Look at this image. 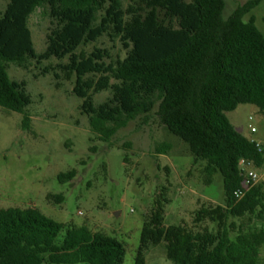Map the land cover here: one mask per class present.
<instances>
[{"label":"trees","instance_id":"obj_1","mask_svg":"<svg viewBox=\"0 0 264 264\" xmlns=\"http://www.w3.org/2000/svg\"><path fill=\"white\" fill-rule=\"evenodd\" d=\"M124 2L10 0L0 15V107L22 114L30 130L32 98L26 82L11 79L9 66L28 69L33 61L52 59H68L59 69L65 81L75 78L72 93L83 100L81 112L104 143L158 107L161 123L189 146L194 164L205 163L206 183L222 176L226 205L202 206L193 227L167 226V200L157 198L145 217L135 264H147L148 252L161 245L173 264H262L264 226L253 218L264 223L263 187L255 185L241 200L235 193L245 180L242 160L262 168L264 150L227 114L240 105L264 113V33L254 20H244L264 0H250L229 18L225 0H141L128 9ZM38 8L53 25L41 54L29 26ZM105 35L121 39L128 50L124 60L107 64L100 50L79 53ZM106 91L111 97L97 105L95 96ZM171 149L164 143L156 153ZM77 174L73 169L57 179L67 184ZM245 217L247 227L231 221ZM125 257V245L115 237L59 223L37 208H0V264H123Z\"/></svg>","mask_w":264,"mask_h":264},{"label":"rangeland","instance_id":"obj_2","mask_svg":"<svg viewBox=\"0 0 264 264\" xmlns=\"http://www.w3.org/2000/svg\"><path fill=\"white\" fill-rule=\"evenodd\" d=\"M10 0H0V15ZM141 0H125L124 8ZM189 2L192 0H188ZM250 0H225L229 18ZM254 20L264 33V3L244 18ZM36 52L44 53L47 37L53 28L45 8H38L30 18ZM102 51L107 64L124 60L128 55L120 38L105 35L86 44L80 54L90 56ZM68 59H52L42 64L33 61L28 69L9 66L12 80L26 82L32 98L27 109L31 129L23 127L24 116L0 107V208H37L55 221L86 226L120 240L126 248L123 264H135L145 221L157 198L165 197V223L194 226L195 213L202 206L226 205L223 178L206 183L205 163L194 164L189 146L172 135L157 115L158 107L147 117H140L122 129L111 143L100 141L92 132L89 119L81 112L83 100L72 91L73 81H65L60 65ZM49 68V69H48ZM50 73H44L45 70ZM61 74L56 80L54 74ZM115 82V81H113ZM111 91L95 96L101 104ZM235 129L264 146V113L254 105H240L227 114ZM255 127L258 132L251 133ZM172 146L166 155L157 147ZM77 170V177L61 184L58 175ZM258 185L264 191V167L256 168ZM57 196H63L60 203ZM253 222L261 227L264 223ZM247 227L249 217L232 219ZM211 229L215 226L206 223ZM264 264V248L261 251ZM147 264H173L163 245L152 248Z\"/></svg>","mask_w":264,"mask_h":264},{"label":"built area","instance_id":"obj_3","mask_svg":"<svg viewBox=\"0 0 264 264\" xmlns=\"http://www.w3.org/2000/svg\"><path fill=\"white\" fill-rule=\"evenodd\" d=\"M258 130L253 127L251 129V133L255 134L257 133ZM252 141H255L257 143V146L262 148V150H264L262 144L254 139H251ZM241 170L244 173V183H243V188L239 189L238 191H236L235 196L238 200H241L247 191H249L252 187H254L255 185L258 184L259 181V174L256 170V167L254 166V164L252 162L246 161V160H242L241 162Z\"/></svg>","mask_w":264,"mask_h":264},{"label":"crops","instance_id":"obj_4","mask_svg":"<svg viewBox=\"0 0 264 264\" xmlns=\"http://www.w3.org/2000/svg\"><path fill=\"white\" fill-rule=\"evenodd\" d=\"M245 137H247V136H245ZM247 138H249V137H247ZM249 139H251V138H249ZM257 141V140H256Z\"/></svg>","mask_w":264,"mask_h":264}]
</instances>
